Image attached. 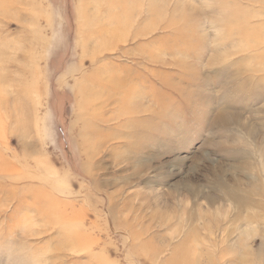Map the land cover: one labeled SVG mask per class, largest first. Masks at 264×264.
<instances>
[{
  "label": "rangeland",
  "instance_id": "374dc122",
  "mask_svg": "<svg viewBox=\"0 0 264 264\" xmlns=\"http://www.w3.org/2000/svg\"><path fill=\"white\" fill-rule=\"evenodd\" d=\"M0 264H264V0H0Z\"/></svg>",
  "mask_w": 264,
  "mask_h": 264
}]
</instances>
